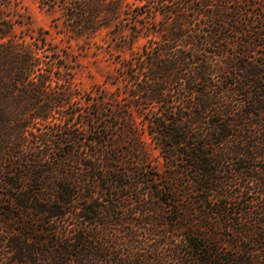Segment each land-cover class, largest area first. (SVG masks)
<instances>
[{"label": "trees", "instance_id": "16d2710c", "mask_svg": "<svg viewBox=\"0 0 264 264\" xmlns=\"http://www.w3.org/2000/svg\"><path fill=\"white\" fill-rule=\"evenodd\" d=\"M3 2L0 264H264V53L259 61L240 51L250 77L210 83L198 101L187 100L198 91L182 84L196 70L182 65L185 54L148 75L146 98L160 102L166 93L159 72L175 70L177 104L165 101L155 131L166 172L140 168L145 179L139 185L131 173L104 167L107 124L91 130L96 136L89 145L75 146L74 126L81 124L71 118L83 111L67 113V121L57 116L83 98L72 69L48 43L47 31L18 33L21 21L5 13ZM40 2L59 5L67 21L86 32L119 15L121 0ZM176 30L174 42L188 32L184 25ZM209 43L204 37L191 46ZM50 52L53 64L44 59ZM98 110L90 117L107 119ZM155 197L166 204L164 219Z\"/></svg>", "mask_w": 264, "mask_h": 264}, {"label": "rangeland", "instance_id": "374dc122", "mask_svg": "<svg viewBox=\"0 0 264 264\" xmlns=\"http://www.w3.org/2000/svg\"><path fill=\"white\" fill-rule=\"evenodd\" d=\"M1 6L6 14L21 21L16 24L18 33L38 36L41 29L47 31V41L62 56L60 61L70 65L73 84L83 98L74 99L57 116L67 121V113L83 111V116L76 114L71 118V122L81 124L74 126V133L80 137L75 146L89 145L87 139L96 136L91 130L101 121L107 124L110 145L103 149L104 167L112 172L131 173L132 181L139 185L145 179L136 172L140 168L166 172L167 165L158 146L160 134L155 131L167 107L165 101L177 104L175 70L159 72L158 83L166 93L160 102L146 98L148 75L172 57L185 54L188 63L182 65H193L196 70L192 80L186 79L182 84L198 91L192 98L187 96V100L198 101L200 90L210 83L216 81L225 86L249 76L238 55L240 51L250 52L255 60L263 59L264 30L259 31L264 27V0H121L119 15L86 32L76 30L59 5L49 7L40 0H4ZM237 10L241 15H237ZM177 25H184L188 32L174 42L171 37L177 32ZM211 30L209 35L204 34ZM204 37L210 43L206 48L194 50L191 45L200 44ZM49 54L52 52L44 59L53 64L54 55ZM205 65H212L214 73L200 72ZM98 106L107 119L90 117L89 112H98ZM200 125L205 127L206 123ZM131 192L135 197L136 188ZM153 202L159 217L166 213V204L157 197Z\"/></svg>", "mask_w": 264, "mask_h": 264}]
</instances>
